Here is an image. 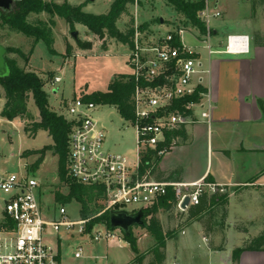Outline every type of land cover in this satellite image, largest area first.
Here are the masks:
<instances>
[{
  "label": "rangeland",
  "instance_id": "obj_1",
  "mask_svg": "<svg viewBox=\"0 0 264 264\" xmlns=\"http://www.w3.org/2000/svg\"><path fill=\"white\" fill-rule=\"evenodd\" d=\"M55 1L59 4L68 1L73 5L84 4L83 10L93 14H105L110 8L113 0H45ZM209 6L216 8L215 3L219 2L217 9L221 16L213 17L212 26L219 30V36L227 40V35L246 33L250 39L264 40V0H208ZM38 19L49 20L50 15L46 12L41 14H31L29 20L36 22ZM164 20L163 23L161 20ZM56 25L53 27L54 48L57 53L52 52L45 41L40 40L36 43L33 52L30 50L33 46V38L25 34L15 32L8 26H0V43L7 49H21L29 55L26 60L16 51H7L6 57L10 60H16L17 64L26 69L36 71L45 80V89L48 92L49 103L53 110L59 113H65L68 116L66 108L72 101L83 94H92L94 92H106L110 83L120 74L129 75L133 73V67L129 63L127 55L130 54L129 45L118 41L115 38L106 36L104 38L91 33L88 28L82 24H75V28L61 17H55ZM184 16L177 13L165 0H136L129 7V12L124 14L118 22L121 31L127 32L133 25L134 27L145 26L143 36L145 42H151L152 39L166 34L179 24L184 23ZM1 21V20H0ZM134 21V23L132 22ZM187 33L184 35V42L191 46L193 51L200 54L199 66L200 72L195 76L206 77V71L209 68V49L205 37L197 27L188 25ZM78 31V39L72 36V31ZM229 34V35H230ZM90 44V48H81L78 41ZM218 39L211 35L210 44L214 51L225 49L226 45L218 44ZM71 45L70 53H67V46ZM109 48V49H108ZM107 50V51H106ZM212 56H219L212 54ZM118 72V73H117ZM122 72V73H121ZM120 73V74H119ZM61 77L60 82H54V77ZM56 91V92H55ZM5 102V98L0 99V109ZM29 108L32 113V119L22 120L16 118L12 121L3 118L0 114V175L9 176L17 174L20 177H35L41 185L39 199L46 219H58L59 209L62 205L56 202V192L67 193V186L62 183L59 177L58 155L55 149H52L53 139L45 130H40L34 137L31 131H26V126L32 128L33 121L40 120L39 108L30 98ZM198 110V109H197ZM200 113V111H197ZM93 118L104 126L106 133L104 150L109 153L125 156L131 166L138 162V139L135 125L132 121L124 119L117 106L109 104H98ZM32 136V137H31ZM49 145L46 149L44 160L41 165L34 169V163L39 158V154L23 157L26 150H39ZM233 195L242 206L247 207V200H256L261 194L259 186L254 182L240 186L227 191ZM10 194L0 189V225L6 217L5 202ZM233 199V198H232ZM159 200L144 209H150L156 206ZM106 206L105 201L98 202V205ZM219 208L217 224L227 226L234 218V209L231 208L229 221L220 220L222 214L227 213L230 208L229 198ZM66 206L67 214L71 219L76 220L81 217V205L78 202H71ZM252 207V206H251ZM138 211L143 210L138 205H124L122 210ZM148 209V211H149ZM147 211V210H146ZM148 211L146 213H148ZM182 209L177 206L172 211L160 209L156 213L145 215L144 222L146 226L135 225L132 228L135 237L137 249L124 238V233L117 229L116 232L121 240L99 242L92 241L87 235H78L76 232L67 233L64 229L59 232L48 228L44 240L52 245L60 256V264H160L156 260L155 253L152 251L156 240L153 229L151 228L152 219L158 218L163 223L165 232L173 231L180 226H184L186 215ZM244 212V210H239ZM144 212V211H143ZM134 213V212H131ZM145 214V212H144ZM260 214V213H259ZM263 215H258L257 219L236 221L237 226L242 229H248L241 238L236 233L235 239L242 246L249 244L264 234ZM261 219V220H260ZM97 224V223H96ZM106 225V222H99L98 227ZM199 228V224H196ZM197 227L187 228L172 237H166V260L161 264H230L232 263L233 237L227 243L226 251L214 254L209 250L208 243L211 245L221 244L220 234L213 233L212 236L205 237V233ZM150 228V229H149ZM241 229V230H242ZM239 230L241 233L244 231ZM72 234V235H71ZM227 234V233H226ZM240 237V238H239ZM239 238V240H238ZM208 242V243H207ZM82 247L81 257L76 258L75 253ZM221 261L216 263L215 260ZM230 261V262H229ZM233 264V263H232Z\"/></svg>",
  "mask_w": 264,
  "mask_h": 264
},
{
  "label": "built area",
  "instance_id": "obj_2",
  "mask_svg": "<svg viewBox=\"0 0 264 264\" xmlns=\"http://www.w3.org/2000/svg\"><path fill=\"white\" fill-rule=\"evenodd\" d=\"M219 16L220 10L210 7L208 0H205L200 18L207 25L204 37L209 42L207 47L210 54L249 52L251 39L247 34H230L227 36L225 49H212L211 21L213 17ZM186 33L187 28L180 25L151 42H145L143 31L138 26L135 27L134 46L128 56L134 69L131 75L136 80L133 123L138 139V162L135 166L129 164L127 157L104 150V127L93 118L98 104L85 101L79 96L66 108L68 116L65 118L71 123L68 176L82 184L102 185L105 188L106 206L94 217L108 211L122 210L124 205L147 208L167 195L170 189L179 196L178 206L181 208L186 197H190L189 205H196L204 192L227 191L224 186L206 180L183 184L158 181L151 179L149 174L140 176L138 173L141 156L147 148L156 150L157 155L163 156L174 143L173 139L169 145L160 147L166 143L168 133L176 132L198 117L205 121L211 119L213 104L206 92L202 93L198 101H190L181 108H172L176 101L194 96L197 87L202 84L200 77L194 79L202 64L198 61L199 57L187 56L196 52L184 42ZM175 39L181 45H175ZM60 81L61 77L55 76L53 83ZM157 81L160 83L153 85ZM62 114L65 116V113ZM0 189L10 194L5 202L6 217L0 225V264H60L58 252L44 240L48 228L56 232L64 229L69 234L76 232L78 235H87L96 242L121 240L116 230L111 229L108 224L98 227L97 223L90 227L89 223L94 217L71 219L64 205L59 209L58 219H46L39 199L38 190L41 185L35 177L0 175ZM82 253L83 248L80 247L75 257H81Z\"/></svg>",
  "mask_w": 264,
  "mask_h": 264
},
{
  "label": "trees",
  "instance_id": "obj_3",
  "mask_svg": "<svg viewBox=\"0 0 264 264\" xmlns=\"http://www.w3.org/2000/svg\"><path fill=\"white\" fill-rule=\"evenodd\" d=\"M169 6H171L177 13L184 16V23L178 26L192 25L197 27L201 34L205 35L207 31L206 23L200 18V13L205 8V0H165ZM136 0H113L110 10L105 14H93L83 10L84 4L73 5L68 1H64L59 4L55 1L45 0H17L9 11L0 10V26H8L15 32L25 34L27 37L33 38V46L30 50V54L33 52L36 43L43 40L48 45L49 49L57 53L54 48V36L53 27L56 25L55 17H61L71 26L75 28V24H82L88 28L91 33L98 35L101 38L107 35L111 38H115L124 44H127L132 48L134 46V34L135 27L132 25L127 32H123L118 27V22L124 14L129 12V7L134 4ZM46 12L50 15L49 20L38 19L36 22H31L29 17L31 14H41ZM134 23V21H132ZM145 29V26H141L140 30ZM214 32V30H213ZM257 43L264 44V40L255 39ZM81 48H90V44H85L81 40L78 41ZM175 45H181L178 39L174 41ZM72 49L71 45L67 46V53H70ZM16 51L21 56L29 60V55L25 54L21 49H7V51ZM188 57L197 58V53H189ZM9 66L11 68V76L3 78L0 77V98H5V104L1 111V116L7 120H14L21 118L22 120L32 119V113L29 108V100L32 98L34 103L39 108L40 120L33 121L32 128L27 125L26 131H31L35 137L40 130H45L49 133L53 139L52 149H55V153L58 155V168L59 177L62 183L67 188V193L60 191L56 192V202L60 205H66L71 202H78L81 205L80 215L82 218H92L99 214L104 206L98 205L99 200L104 201L105 188L102 185L95 184H82L68 176V149H69V135L71 132V123L64 117V114L53 110L49 103L48 92L45 89L46 82L39 73L33 70H26L17 64L16 60H10L7 58ZM160 81L153 83L158 85ZM145 84V82H143ZM136 88V80L132 75L120 74L114 78L110 83L109 89L106 92H94L92 94H83L82 98L88 102H94L96 104H109L115 105L119 109L121 116L129 121H135V104L134 93ZM207 89L199 84L194 96L183 98L176 101L173 109L176 107H182L190 101H198L201 98L202 93H205ZM259 105L264 110V101L259 100ZM182 129L177 132L168 133L167 141L163 145H169L173 138L178 135V132L182 133ZM32 137V136H31ZM49 145L39 150H26L22 155L27 157L33 154H39V158L34 163V169L38 168L45 157L46 149ZM162 156L157 155L156 150L147 148L142 156L139 164L138 173L140 176L146 174L155 173ZM211 182V181H209ZM227 189V186H224ZM221 188V187H219ZM228 192H221L220 190L215 193L204 192L200 196V201L196 205H192L185 213L187 219L186 222L199 221L205 233V237L212 236L218 229H224V226L217 224V216L219 208L228 200ZM179 196L172 189L168 194L160 198L159 203L152 208L143 209L145 215L156 213L160 209L166 211H172L178 206ZM148 213H146L147 211ZM226 213L222 214L220 220H225ZM144 220V219H143ZM106 222L110 226V212H105L100 216L91 219L90 227L99 222ZM186 223V224H187ZM144 227L146 223L143 224ZM184 226L180 228L165 232L161 221L158 218L152 219L151 228L154 232L155 244L152 247V251L155 253L158 263H163L166 260V237H172L179 233ZM148 228V227H147ZM150 229V228H149ZM206 237V238H207ZM124 238L137 249L135 237L132 230L129 235L124 234ZM222 243L218 248H221ZM260 251L264 250V234L257 239L251 241L249 244L242 247H236L232 252L233 264H239L241 255L244 251Z\"/></svg>",
  "mask_w": 264,
  "mask_h": 264
},
{
  "label": "crops",
  "instance_id": "obj_4",
  "mask_svg": "<svg viewBox=\"0 0 264 264\" xmlns=\"http://www.w3.org/2000/svg\"><path fill=\"white\" fill-rule=\"evenodd\" d=\"M218 4L214 6L217 8ZM212 27L218 44L226 45L227 40L221 39L219 30ZM209 55L206 77L200 78L212 100L211 119L205 121L198 117L184 126L182 133L178 132L173 138L172 148L162 156L155 173H150L149 177L183 184L206 180L227 186L229 192L250 182L259 186L261 194L256 200H247V207L229 193L230 208H227L226 218L228 221L231 219V208L235 212L234 218L231 223L227 222L223 230L215 231L221 235L224 244L218 248L222 243L210 246L207 242L209 250L217 254L226 251L232 237V252L236 247H242L235 235L237 233L243 238L249 230L237 226L236 221L246 219L251 222L261 214L264 222V110L259 105V100L264 101V44L251 38L249 52H209ZM192 226L203 230L199 221H190L181 231L186 233L187 228ZM220 261L215 260L216 263ZM239 264H264V250L244 251Z\"/></svg>",
  "mask_w": 264,
  "mask_h": 264
},
{
  "label": "water",
  "instance_id": "obj_5",
  "mask_svg": "<svg viewBox=\"0 0 264 264\" xmlns=\"http://www.w3.org/2000/svg\"><path fill=\"white\" fill-rule=\"evenodd\" d=\"M17 0H0V10L9 11ZM163 23V19L161 20ZM72 36L77 40L78 31H72ZM7 48L0 43V77L6 78L11 76V68L7 61ZM56 92V91H55ZM190 204V197H186L182 203V208L186 209ZM144 212L138 210L134 213L128 210H113L110 212V227L113 230L120 229L125 235H129L133 226L144 224Z\"/></svg>",
  "mask_w": 264,
  "mask_h": 264
}]
</instances>
